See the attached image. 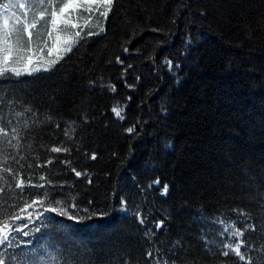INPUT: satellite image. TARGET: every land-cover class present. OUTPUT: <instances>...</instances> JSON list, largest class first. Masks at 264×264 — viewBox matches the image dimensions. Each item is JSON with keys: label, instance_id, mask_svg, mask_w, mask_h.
I'll return each mask as SVG.
<instances>
[{"label": "trees", "instance_id": "16d2710c", "mask_svg": "<svg viewBox=\"0 0 264 264\" xmlns=\"http://www.w3.org/2000/svg\"><path fill=\"white\" fill-rule=\"evenodd\" d=\"M96 24L105 32L74 47L53 71L0 82V116L20 129V140H13L18 148L0 143V169L65 184L80 209L97 213L81 223L58 218L69 232L41 243L61 264H156L170 249L177 264H245L234 253L221 254L227 250L221 241L241 239L247 241L242 251L264 255V0H116L108 21L94 17L90 26ZM49 27L33 30L36 43ZM187 40H193L190 52L183 51ZM10 99L17 102L9 105ZM52 147L70 151L52 153ZM49 159L51 165L37 167ZM147 160L153 167L146 177ZM0 176V187L14 189L7 173ZM156 178L169 186L167 196L147 188ZM121 194L131 195L148 224L114 211ZM153 218L164 226L156 228ZM216 218L225 224L211 223ZM237 229L243 237L231 235ZM29 240L0 247L5 264L31 255Z\"/></svg>", "mask_w": 264, "mask_h": 264}, {"label": "snow or ice", "instance_id": "6c2138e0", "mask_svg": "<svg viewBox=\"0 0 264 264\" xmlns=\"http://www.w3.org/2000/svg\"><path fill=\"white\" fill-rule=\"evenodd\" d=\"M115 4L116 0H15V2L8 0V3H0V82H22L21 78L23 76H34L41 71H53L73 51L74 47L81 44V42H86L89 37L99 36L105 32V28L99 24L90 26V21L96 17L107 22L110 13H113ZM37 5H39L38 11H34ZM30 15L31 19H29ZM81 19L85 21L84 24L78 22ZM42 21L50 27L45 29L44 34L39 36L40 42L36 43L37 33H34L33 30ZM86 27L87 31H85ZM95 28L99 30L96 31ZM153 31L155 32L157 29H153ZM61 32H70L71 34L61 37ZM135 34L134 32L133 35ZM167 36L168 34H165V43L168 42ZM192 42L193 40L185 42L183 45L184 52H190ZM33 44L36 45L35 49ZM124 51L128 52L127 47L124 48ZM116 59L118 63H123L120 57ZM164 65L169 71H172V60L165 58ZM176 67L178 68L179 64ZM112 90H115L114 86ZM16 102L14 99L8 100L9 105ZM3 104L4 102L0 101V105ZM26 111L28 113L33 112L31 107L26 108ZM112 111L117 117L123 119L120 111L116 108H113ZM14 115L19 118L24 113L17 112ZM47 119L51 120L52 117L49 116ZM12 123L11 119L5 120L4 116H0V143L18 148L19 144L14 145L13 140H20V129L11 126ZM17 123H19V120H17ZM9 126H11V136H9V131H6ZM25 127H27V121H25ZM55 127L59 128V123ZM127 132L131 135L134 128H127ZM165 146L170 145L165 142ZM2 151L3 149H0V152ZM50 151L52 153H68L70 149L67 147H52ZM91 158L93 160L97 159L95 154ZM13 159L15 160V157ZM52 163L53 161L49 159L46 164H39L37 167L46 168L47 165ZM66 163L70 165L71 161H66ZM152 167L153 162L147 160L143 175L147 177ZM70 170L76 177H81L82 173L77 171L75 167ZM0 172L7 173L14 183V189L9 186L11 195L5 187H0V247L7 250L14 246V242H16V246H19L22 241H17L18 237H29L33 252L31 255L25 254L23 260H18L15 256L12 257L16 264H61L57 257L52 256L47 251L49 245L41 243V240L45 238L51 240L53 237L62 240L65 234L69 232L70 226L63 223L61 227L62 221L58 218H63L64 221L81 223L92 220L97 213L91 211L89 207L80 209L79 203L66 190L65 184L53 182L45 175H40L33 182L31 175L18 174L11 166L5 165L0 169ZM0 180H3V176H0ZM132 180L134 184H137L135 177H132ZM88 183L90 184L91 180ZM5 184H8V181H5ZM153 187L160 190L164 196L169 194V186L161 184L158 178L150 180L147 184V188L151 189ZM15 189H19V192H16ZM26 192L27 198H25ZM131 199V195L125 197L121 194L118 198L119 208L114 209V211L129 213L141 225L148 224L149 221L138 211L139 206L137 205L135 208L131 206ZM9 200H15L16 202L9 204ZM89 203L91 204V202ZM232 211L237 216L243 217L245 221L250 218L249 213H244L239 209H233ZM103 214L107 215V212ZM201 218H204L202 212ZM153 221L156 228L164 226L163 219L156 221L153 218ZM211 223L224 225L225 221L216 218ZM245 226L250 232L256 230L254 225L246 224ZM149 232H151L150 228L146 229L145 234L147 235ZM227 232L228 227L225 226L219 234L223 236ZM152 235H155V233H152ZM231 235L233 237H243L244 232L237 229ZM31 238H35V243H32ZM201 239H206V237L202 235ZM221 243L227 249L221 253L224 257H228L231 252L239 257L240 261H244L245 264H264V255H253V252L257 250L249 248L247 252L242 251L244 247H247L246 240L241 239L235 245L223 241ZM168 251L170 254L167 255L166 259L156 258V264H177L179 257L176 250L170 249ZM147 255L152 257L153 253L148 252ZM0 264H5V259L2 256H0ZM186 264H190V262H186Z\"/></svg>", "mask_w": 264, "mask_h": 264}, {"label": "rangeland", "instance_id": "374dc122", "mask_svg": "<svg viewBox=\"0 0 264 264\" xmlns=\"http://www.w3.org/2000/svg\"><path fill=\"white\" fill-rule=\"evenodd\" d=\"M13 2H15V0H13ZM3 3H8V0H6V1H4ZM38 9H39V5H37V7L34 9V11H38ZM17 14H19V13H17ZM29 19H31V15L29 16ZM44 24V22L42 21L40 24ZM39 24V25H40ZM38 25V26H39ZM60 35H61V37H66V36H68V35H66V33L65 32H61L60 33ZM46 58V57H45Z\"/></svg>", "mask_w": 264, "mask_h": 264}]
</instances>
